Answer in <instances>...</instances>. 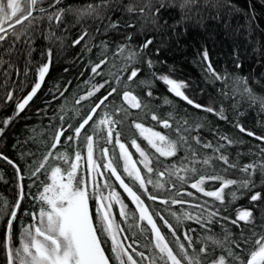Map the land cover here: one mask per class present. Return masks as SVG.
Listing matches in <instances>:
<instances>
[{
	"label": "snow or ice",
	"instance_id": "snow-or-ice-1",
	"mask_svg": "<svg viewBox=\"0 0 264 264\" xmlns=\"http://www.w3.org/2000/svg\"><path fill=\"white\" fill-rule=\"evenodd\" d=\"M258 15L0 0V264H264Z\"/></svg>",
	"mask_w": 264,
	"mask_h": 264
},
{
	"label": "trees",
	"instance_id": "trees-1",
	"mask_svg": "<svg viewBox=\"0 0 264 264\" xmlns=\"http://www.w3.org/2000/svg\"><path fill=\"white\" fill-rule=\"evenodd\" d=\"M234 3H236L239 7L247 9L248 8V4L251 2L252 5L255 7L256 12L259 14L258 15V22L260 24L261 28H264V0H233ZM245 20L246 18L242 15H235L233 17V27L237 28L239 30V40L240 41H245V37L247 36V32L244 29L245 25ZM253 36L255 38V41L264 43V36L261 35L259 30H256L253 33ZM228 38L224 35H220L217 37V41L219 40H227ZM230 42V41H229ZM245 44L247 46V42L245 41ZM220 45L219 43L217 44V48H219ZM224 50H227V44H225L224 46ZM220 58H223V53H221ZM178 67L191 75H195L196 73L199 72V69L196 68L194 65H186L184 63H180L178 64ZM60 69L57 68L56 72L54 73V75H59ZM23 121L21 122V125H23ZM28 123H32V121H28ZM0 171L4 172L5 175V179L6 180H11V169L9 168H5L2 164H0ZM227 192V190H226ZM13 195V189L10 185H6L5 183H3L2 181H0V196H7L9 199L12 198ZM239 203H243V201H240Z\"/></svg>",
	"mask_w": 264,
	"mask_h": 264
}]
</instances>
